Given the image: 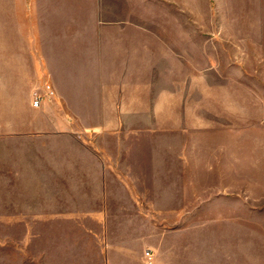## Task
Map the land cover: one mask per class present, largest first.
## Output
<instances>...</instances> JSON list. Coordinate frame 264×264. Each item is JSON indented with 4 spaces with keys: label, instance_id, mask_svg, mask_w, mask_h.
I'll return each mask as SVG.
<instances>
[{
    "label": "crops",
    "instance_id": "1",
    "mask_svg": "<svg viewBox=\"0 0 264 264\" xmlns=\"http://www.w3.org/2000/svg\"><path fill=\"white\" fill-rule=\"evenodd\" d=\"M112 4L103 0L107 17ZM41 7V0H0V214L27 215V254H16V247L23 246L20 240H0V264H145L146 250L153 252L152 264L171 262L177 250L182 258L175 263L200 262L205 226L191 219L207 213L203 186L198 195L185 188L183 207L175 213L183 214L187 223L182 229H167L159 222L161 209L155 200L160 194L136 189L147 172L144 160L150 158L152 166L158 163L159 148L97 142L96 136L119 129L108 119L178 118L175 112L182 108L207 113L208 103L218 102L208 88L220 86L224 77L234 79L211 60L218 52L208 46L232 49L234 54L240 36L225 31L128 30L120 14L93 32L98 42L90 43L87 52L76 56L74 49L66 53L58 48L54 68L43 49L33 58L27 47V39L44 38L42 32L27 31V23L46 21ZM52 21L62 22L63 16ZM45 66L49 78L43 75ZM74 71L89 72L87 82L77 84ZM63 72L66 89L58 80ZM27 76L37 84H50L59 102L90 104L97 112L90 117L105 121L89 128L88 142L64 124V119L79 116L73 110L68 117L58 112L55 126H27V109L17 110L16 95L18 86H27ZM196 87L199 96L193 97L191 88ZM192 103L194 107L185 106ZM233 111L238 118L234 108L231 117ZM21 118L23 126H17ZM182 150L185 184L240 182L239 156L234 155L238 142L185 144ZM156 174L158 169L151 171L147 181L159 182ZM5 245L12 248L8 254L1 253Z\"/></svg>",
    "mask_w": 264,
    "mask_h": 264
},
{
    "label": "rangeland",
    "instance_id": "2",
    "mask_svg": "<svg viewBox=\"0 0 264 264\" xmlns=\"http://www.w3.org/2000/svg\"><path fill=\"white\" fill-rule=\"evenodd\" d=\"M112 1L107 17L103 0H41V14L46 21L27 23V31L42 32L44 35L42 39H27L33 58H39L41 48L47 54L49 63L56 68L58 48L66 53L74 49L78 56L80 51L88 49L90 43L96 42L97 45L98 38L92 39L93 32L104 29L103 21L118 18L120 14L126 19L127 23L123 25L128 30L180 29L238 34L239 49H234V54L232 49L208 46L209 50L218 52L210 55L211 60L220 63L223 69L227 68L224 73L234 75V79L224 77L219 80L220 86L208 88V94L213 90L218 102H209L207 113H200L198 109L195 112L191 109L184 111L182 108L175 112L180 116L178 118L108 119V123L119 129L97 135L96 141L159 148L158 163L154 161L152 166L150 158L144 160L142 167L147 172L142 177L143 181L136 184V189L160 194H154L159 197L155 200L161 209L159 222L167 229H182L187 223L183 214L175 213L176 209L183 207L185 188H191L193 194L196 192L198 195L200 186H203L202 193L207 194V213L193 215L191 220L192 224L202 220L205 246L202 247L201 261H193V264H264V0H192L191 4L187 0H122V6L118 5L120 0ZM62 16V22L52 21ZM92 19L101 23L88 21ZM72 20L76 22L71 23ZM58 35L63 37L56 38ZM29 56L32 57L27 55V62L31 63ZM43 73L48 77L46 66ZM72 73L77 84L87 82L89 72ZM98 74L96 72V76ZM63 76L64 72L60 73L58 80L66 89L67 81ZM43 84H37L27 76V86L17 87V110L27 109V126H42V123L55 126L58 112L68 117L73 110L79 116L64 119V124L77 130L76 136L81 141L88 142L92 136L89 128L105 120L90 117L97 114L89 109L90 104L59 102L56 94L47 98L41 106H33V91L36 88L43 91ZM191 89L193 97L199 96L198 87ZM185 106L194 107L195 104ZM232 108L238 110V118L234 111L231 117ZM189 115L204 116L190 118ZM19 124L23 126V118L17 119V126ZM231 140L239 143V150L234 151V155L239 156L240 182L184 183L182 149L185 144L231 143ZM228 152L231 154V151ZM141 153L151 154L148 151ZM157 169L159 182L147 181L152 177L149 176L151 171L154 170L155 174ZM3 210L6 209L1 208ZM11 239L20 240L23 244L16 247V254H27V215L0 214V240ZM11 249L1 246V253L8 254ZM176 252L178 255H172L173 260L167 264H177L174 259L182 258L180 251ZM194 258L192 255V260ZM144 259L145 264H149Z\"/></svg>",
    "mask_w": 264,
    "mask_h": 264
},
{
    "label": "built area",
    "instance_id": "3",
    "mask_svg": "<svg viewBox=\"0 0 264 264\" xmlns=\"http://www.w3.org/2000/svg\"><path fill=\"white\" fill-rule=\"evenodd\" d=\"M55 94V90L53 89V87L46 83L44 85V90H40L39 88H36L34 91H33V106L35 107H39L41 106L45 100L51 96H53ZM145 256H146V259H147V262L149 264H152L153 263V252L151 250H146L145 251Z\"/></svg>",
    "mask_w": 264,
    "mask_h": 264
}]
</instances>
